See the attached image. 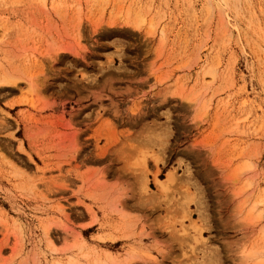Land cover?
<instances>
[{"label":"rangeland","instance_id":"obj_1","mask_svg":"<svg viewBox=\"0 0 264 264\" xmlns=\"http://www.w3.org/2000/svg\"><path fill=\"white\" fill-rule=\"evenodd\" d=\"M253 247L264 0H0V264Z\"/></svg>","mask_w":264,"mask_h":264},{"label":"bare ground","instance_id":"obj_2","mask_svg":"<svg viewBox=\"0 0 264 264\" xmlns=\"http://www.w3.org/2000/svg\"><path fill=\"white\" fill-rule=\"evenodd\" d=\"M206 75H212V73L207 72ZM5 83L10 84V83H16V82L15 81H12L11 82L10 80L5 79ZM191 99L194 100V98H191ZM159 185L163 186L164 185V182H162L160 180ZM73 246H76V245H73ZM84 257H85V255H84ZM69 258L71 259V256ZM244 258L246 260H251V259L253 260L254 259L256 261L254 264H262V262H264V251L261 252L259 249H256V248L253 247V248H251V249H249V250H247L245 252ZM67 260H69V259H67ZM79 263H80L79 260L77 261V260L73 259V257H72V259L70 261H68L67 264H79ZM93 263H96V264H120V262L113 255H111L110 253L107 254V257L105 259L96 260V262H93ZM58 264H65V263H58Z\"/></svg>","mask_w":264,"mask_h":264}]
</instances>
